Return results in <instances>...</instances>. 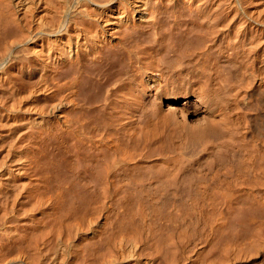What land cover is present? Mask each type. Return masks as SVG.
Here are the masks:
<instances>
[{
  "label": "bare ground",
  "instance_id": "bare-ground-1",
  "mask_svg": "<svg viewBox=\"0 0 264 264\" xmlns=\"http://www.w3.org/2000/svg\"><path fill=\"white\" fill-rule=\"evenodd\" d=\"M1 260L264 264V0H0Z\"/></svg>",
  "mask_w": 264,
  "mask_h": 264
},
{
  "label": "rangeland",
  "instance_id": "rangeland-1",
  "mask_svg": "<svg viewBox=\"0 0 264 264\" xmlns=\"http://www.w3.org/2000/svg\"><path fill=\"white\" fill-rule=\"evenodd\" d=\"M260 261V260H259ZM0 262H2L3 263V261L1 260ZM2 263H0V264H2Z\"/></svg>",
  "mask_w": 264,
  "mask_h": 264
}]
</instances>
